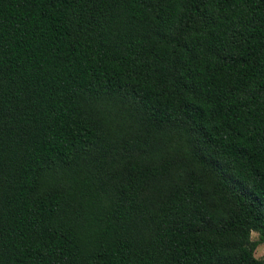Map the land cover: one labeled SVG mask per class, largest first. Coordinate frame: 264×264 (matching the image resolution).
Masks as SVG:
<instances>
[{
  "label": "trees",
  "instance_id": "trees-1",
  "mask_svg": "<svg viewBox=\"0 0 264 264\" xmlns=\"http://www.w3.org/2000/svg\"><path fill=\"white\" fill-rule=\"evenodd\" d=\"M263 239L264 0H0V264Z\"/></svg>",
  "mask_w": 264,
  "mask_h": 264
},
{
  "label": "rangeland",
  "instance_id": "rangeland-1",
  "mask_svg": "<svg viewBox=\"0 0 264 264\" xmlns=\"http://www.w3.org/2000/svg\"><path fill=\"white\" fill-rule=\"evenodd\" d=\"M251 239L252 240H258V233L255 231H252L251 232ZM254 255L256 258H259V259L264 258V239L255 248Z\"/></svg>",
  "mask_w": 264,
  "mask_h": 264
}]
</instances>
